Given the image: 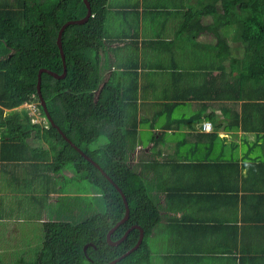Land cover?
Masks as SVG:
<instances>
[{
  "label": "trees",
  "instance_id": "16d2710c",
  "mask_svg": "<svg viewBox=\"0 0 264 264\" xmlns=\"http://www.w3.org/2000/svg\"><path fill=\"white\" fill-rule=\"evenodd\" d=\"M120 1L88 0L92 17L85 24L70 25L63 34L67 76L56 79L42 74L41 93L55 127L46 118L41 105L38 75L42 69L63 74L64 64L57 44L59 32L68 22L85 18L88 9L83 0H0V202L18 194L14 184L24 183V202L33 206L26 215V222L40 223L43 233L37 260L27 263L20 259L16 264H108L136 246L141 235L138 228L132 229L118 246L108 243V233L124 218L126 207L122 195L103 172L122 190L130 208L128 220L115 230L111 240H120L134 226L142 228L145 234L141 246L116 264H149L152 253L148 238L167 219L176 236V249L165 255L171 264H190L191 259L199 261L195 264H205L203 253L215 251L191 249L180 243L185 228H181L180 222H193V219H179L182 206L174 203L188 195H201L197 193L219 195L221 189L211 192L213 190L207 187L200 188L204 186L197 185L195 178L173 180L167 175L159 182L149 178V172L159 164L154 157L162 155L153 149L165 142L164 137L171 130L187 127L194 131V124L201 121L202 114L182 120H172V115L168 116L161 132H155L151 138V152L134 153L135 148L142 145L139 126L144 121L138 119V104L145 100L144 92H139L137 81L132 88L123 83L127 73L125 60L117 59L116 69L106 74L113 66V60L106 57L107 51L115 53L113 47L121 36L116 34L114 26L119 16L128 14L125 3L116 9L112 7L113 2ZM185 16V22L200 17L195 20V36L209 34L214 37L217 58L229 59L231 66L240 59L232 56L230 39L243 44L241 61L245 71L236 79L232 87L234 94L229 99L238 101L243 96L249 101L242 106V124L246 130L263 134L264 127H258L256 120L264 122V102L260 103L264 100V0H203L196 10L186 11ZM204 18H211L212 23L204 24ZM140 21V14L136 12L135 21L124 27L130 33L139 32ZM188 26L182 24L179 29L183 32ZM253 82L261 86L263 93L256 96L257 100L249 95ZM184 98L189 99L188 96ZM26 103L37 104L46 125L32 123L29 110L20 109ZM172 107L168 106L167 111L171 112ZM6 110L10 113L6 114ZM155 112L160 116L165 114V110ZM134 113L136 116L131 118ZM199 137L215 141L213 135ZM177 143L181 146L186 139ZM174 156L177 160H163V165L173 164V172L196 169L213 173L222 168V159L190 161ZM67 169H72L75 177L92 184L96 193L72 195L73 198L64 195L67 184L54 185ZM247 170L249 173L263 171L264 161H248ZM12 172L11 178L9 173ZM2 173L6 175L5 181H1ZM6 187L11 190L6 191L9 193H3ZM253 198L256 199L251 203L253 208L263 205L264 198L259 200L255 194ZM54 201L59 205L56 212L43 218L46 204ZM250 208L244 207L245 210ZM172 213L174 217L168 218ZM3 215L4 211L2 218ZM255 218H245V221ZM238 227L235 223L234 228ZM86 245L89 246L85 252ZM223 251L226 253L220 254ZM227 256L228 252L219 248L213 261L231 264ZM236 260L239 264H264V253H256L252 259L241 253Z\"/></svg>",
  "mask_w": 264,
  "mask_h": 264
},
{
  "label": "crops",
  "instance_id": "0c3cea01",
  "mask_svg": "<svg viewBox=\"0 0 264 264\" xmlns=\"http://www.w3.org/2000/svg\"><path fill=\"white\" fill-rule=\"evenodd\" d=\"M199 1L203 2V0L113 2L114 9L125 3L124 8H128V14L119 16L117 19L119 22L114 26L116 34L121 35L119 43H115V46L120 48L122 55L116 56L110 50L107 51L106 57L113 60V66L106 74L109 75L116 69L117 59L125 60L127 73L123 83L132 88L134 81H137L139 92L143 91L145 95V100L139 101L138 104V117L141 121L145 117L144 123L154 124L158 123L157 120H161L165 124L168 116L173 117L175 112L188 105L193 114L182 119L202 114L201 121L194 124V131L185 129L189 136L187 140L194 139L195 142L203 144L201 148L195 149V153L193 150V155L197 152L199 154L195 155L194 159L188 160L222 159V168L212 173L196 169L173 172L174 168L170 167L168 168L170 173L167 175L173 180L191 181L195 178L197 185L204 186L200 188L207 187L210 191L213 190L211 192L220 188L221 192L219 195L215 193L188 195V198L183 197L182 201L174 203L182 206V211L177 216L179 219H193V222H180L181 228H185L179 240L182 245L201 251L208 249L216 251L224 248L228 252L229 262L239 264L236 258L238 259L241 253L248 259H252L256 253H264V203L257 208H253L251 204L256 201L253 198L254 194L259 200L264 198V170L257 173H249L247 170L248 161H264V133L259 134V131L244 128L241 115L243 104L249 102L246 98L242 96L238 101L229 99V96L234 94L232 87L236 79L245 71L238 56L243 53V44L230 39L232 56L237 60L240 59L236 65L231 66L229 59L222 61L217 58L214 37L209 34L195 36L197 28L195 20L199 19V16L193 21L185 22V12L196 10ZM136 12H139L141 18L139 32L130 33L124 26L135 21ZM203 23L208 25L212 20L204 18ZM182 24L189 25L186 31L182 32L179 29ZM114 56L117 58L114 59ZM102 60H105V55H102ZM253 85L249 86L252 89L249 95L257 100L256 96L263 95L262 89L259 84L253 82ZM185 96L189 99L184 98ZM261 102L264 100H260ZM156 105L159 108L158 112L165 110L164 115L152 113ZM170 105L173 106L171 112L167 111ZM251 111L256 112L255 108ZM237 114L239 118L236 117ZM150 115L152 116L149 117ZM262 115L264 117V112ZM256 123L258 127H264V122L256 120ZM203 124H210L211 130L203 131ZM162 127L156 130H162ZM151 128L155 133V127ZM169 132L176 135L177 131ZM178 135L180 136V133ZM200 135H213L215 141H210L211 138H200ZM177 142L174 147L180 149L181 146ZM235 151L239 152L235 155L236 159H228V156H233ZM227 161L235 164H229ZM221 169L225 173L221 174L223 172ZM1 204L2 202L0 208ZM246 205L252 208L245 210ZM174 215L172 213L168 218H173ZM253 217L256 218L245 221V218ZM1 218L0 215V221L3 220ZM168 220L165 222L168 223ZM235 223L238 228H234ZM27 227H29L28 223L16 222L8 218L6 233H0V252L7 248L17 252L28 249L27 244L17 243L14 240ZM174 237L176 238L175 235ZM214 257V255L210 256L211 259ZM20 259L25 258L20 256ZM197 262L199 261L190 260V264Z\"/></svg>",
  "mask_w": 264,
  "mask_h": 264
},
{
  "label": "rangeland",
  "instance_id": "374dc122",
  "mask_svg": "<svg viewBox=\"0 0 264 264\" xmlns=\"http://www.w3.org/2000/svg\"><path fill=\"white\" fill-rule=\"evenodd\" d=\"M115 55L116 56L122 55V51L120 50L119 47H115ZM238 56L239 58H243L244 55L243 53H241ZM162 104H166V102ZM151 109H153L152 106H151ZM158 109L159 108L156 105L154 109L152 110V113L157 111ZM33 114H35V116L32 115L33 117H35V120L39 122H43V123L45 122L43 117L41 118L39 116L38 111L34 110ZM192 114H193L192 109L188 105L186 108H182L180 111L175 112V115L173 116L172 120L182 119L183 117H190L192 116ZM135 116H136V113H134V115L131 118ZM151 116L152 115H150L149 117ZM144 119L146 118L143 117L142 121H145ZM157 122L158 123H156L155 125V132L160 133L161 129L160 130H156V129H159L161 126H163L164 122H161V120L159 121L157 120ZM153 125L154 124H151L150 122H145L140 125L139 140L141 141L143 146L139 144L135 148V152H134L135 154H139L140 152H146V153L151 152V146H150L151 140H152L151 138L154 135V131H152L151 127H153ZM185 129L187 130V127L182 128L181 129L182 131H177L176 135H173L170 132H168L166 136L164 137L165 142L161 145H158L156 150L153 149L154 150L153 152H157V151L162 152V155L161 157H158V156L154 157L155 159H157V161H159V164L155 166L156 168H154L153 171L149 172V175H150L149 178L153 177L156 180V182H159L162 177H166L167 174L170 173V170H168V168H170L173 164L163 165V162H164L163 160H168L169 162H172L173 160H177V157H175L174 155H177L182 160L192 159V158L194 159L195 155L199 154V152H197L195 155H193V150L195 153V149L197 147L201 148V146L203 145L201 143L195 142L194 139L187 140V137L189 136ZM179 133H180V136L178 135ZM173 136H176V137H173ZM184 138L187 140L186 143L181 144L180 149H176L174 147L175 142H177L180 139L182 143ZM43 145L46 146L45 143ZM238 153H239L238 151H235L233 156H228V159L230 160L236 159L235 155ZM132 162L133 160L131 161V163ZM13 175H14V172L9 173V177L12 178ZM73 175H75L74 171L72 169H67L63 174L61 173L58 176L57 184H59V186H62V184L64 183L67 184L66 188L64 189V193H65L64 195H66L67 197L73 198L72 195H78V194L93 195L96 193V189L92 184H90L87 181L75 182V179L72 178ZM5 177L6 175L2 173L1 181H5ZM147 180L150 182V179H147ZM13 188L18 190V194L13 195L12 197L5 198L3 203L1 204L0 215L2 211H4V214H5L3 215V218H1L3 220L0 221V233H3V234L6 233L5 226L7 224L8 217L9 219H13L16 222L23 221L27 223L26 215L33 208V206H30L29 202H24L25 201L24 195L26 193L24 190V183H21L19 185L14 184ZM3 190H4L3 193H5L6 191H9V192L11 191L8 187L3 188ZM9 192H6V193H9ZM1 194L2 193L0 192V197H1ZM79 200L82 201V197ZM45 207L46 208H44V210L42 211V215H41L43 218L47 217V215L49 217L51 213H55L59 205L56 201H54V203L48 202ZM7 214L8 216H6ZM28 226L29 227L22 230V233L19 234L20 235L19 237L17 238L14 237L15 238L14 240L17 243L27 244L28 249L26 250L22 249L17 252V250L15 251V250H11L10 248H7L6 250L1 251L0 252V262L2 264H16L19 261L20 256L24 257L27 263H34L37 260V255L42 249V242H43V238H42L43 233L40 230L41 224L40 223L39 225L38 224L36 225L28 224ZM22 239L23 241H20ZM174 239L175 237L171 229V226L166 222L161 223L157 227L155 233L148 238V245L152 253L151 261L149 264H171L170 260L165 258V255L170 254L174 251L173 250V248L175 247ZM225 253L226 252L220 253V254H225ZM203 254H204L203 261L205 262V264H221V263L214 262L213 259L210 258L211 255H214V256L216 255V251H213L211 254L207 252ZM233 254H235V252H233ZM231 264H238V263L232 261Z\"/></svg>",
  "mask_w": 264,
  "mask_h": 264
},
{
  "label": "water",
  "instance_id": "95a60500",
  "mask_svg": "<svg viewBox=\"0 0 264 264\" xmlns=\"http://www.w3.org/2000/svg\"><path fill=\"white\" fill-rule=\"evenodd\" d=\"M83 1H84L85 5H86V7H87V9H88V10H87V15H86V17L83 18V19H81V20H78V21H70V22H68L67 24H65V25L61 28V30H60V32H59V35H58L57 44H58V46H59L60 53H61V56H62V59H63V64H64V72H63V74H62V75H58L57 73L51 72V71H49V70L42 69V70H40L39 75H38L37 91H38V94H39V98H40V100H41V105L43 106L44 112H45V114H46V118H47V119L52 123V125L55 126V127H57V126L55 125V123L53 122V120H52V118H51V116H50V114H49V111H48V108H47V104H46V102L44 101V99H43V97H42V93H41L42 74H43V73H47V74H49L50 76H52V77H54V78H56V79H64V78L67 76L66 58H65L64 51H63V48H62V38H63V34H64L65 30L67 29V27H69L70 25H82V24H85V23H87L88 20L92 17V11H91V7H90V4H89L88 0H83ZM60 132H61V131H60ZM61 134L63 135V137H64L69 143H71V141H70V140H69V139H68V138H67L62 132H61ZM71 144H72V143H71ZM72 146L75 147V148H76L81 154L83 153V152H82L78 147H76L75 145L72 144ZM88 160H89L90 162H92V163L94 164V166H96L98 169H100V167H99L97 164H95L91 159L88 158ZM102 172H103V171H102ZM103 175L106 176V174H105L104 172H103ZM107 178H108V180H109V181H110V182L116 187V189L120 192V194L122 195L123 200H124V203H125V207H126V213H125L124 218H123L120 222H118V223L116 224V226H115L113 229H111V230L109 231L108 236H107L108 243H109L111 246H118L120 243H122V242L127 238L129 232H130L132 229H134V228H138V229L140 230V232H141L140 238H139V240H138V242H137V244H136L135 247H133L131 250H129L127 253H125L120 259L115 260V261H113L112 263H109V264H116L118 261H120L121 259L127 257L128 255H130L131 253H133L134 251H136V250L141 246V244L143 243V240H144V236H145V234H144V231H143L142 228H140L139 226H134V227L129 228V230H127V232L124 234V236H123L120 240H118V241H112V240H111V235L115 232V230H116L120 225L124 224V223L128 220V218H129V216H130V208H129V203L127 202L126 197L124 196L122 190H120L119 187H117V186L115 185V183L112 182V180L110 179L109 176H107ZM87 247H88V246L85 247V250L87 249Z\"/></svg>",
  "mask_w": 264,
  "mask_h": 264
},
{
  "label": "clouds",
  "instance_id": "9594fccd",
  "mask_svg": "<svg viewBox=\"0 0 264 264\" xmlns=\"http://www.w3.org/2000/svg\"><path fill=\"white\" fill-rule=\"evenodd\" d=\"M36 103H26V104H24L20 109H28L29 110V113H30V115L32 116V115H34L35 116V114H33V111L35 110V111H38V113H39V116L42 118V115H41V112H40V110L36 107ZM10 113V111L9 110H6V114H9ZM32 113V114H31ZM43 119H44V123L43 122H39V121H37V120H35V117H33L32 116V123H38V124H43V125H46L47 124V121H46V119L43 117ZM206 125H208L210 128L208 129V130H205L204 129V126H206ZM203 131H210L211 130V125L210 124H203V129H202ZM106 174V176H108L107 175V173H105ZM105 176V175H104ZM72 178H74L75 179V182H79V181H85V180H83V178L82 177H75V175H73L72 176ZM111 178V177H110ZM58 184L57 183H55V185L54 186H57ZM86 246H89V245H86ZM85 246V247H86ZM85 247H84V250H85ZM88 248V247H87ZM85 252H86V250H85ZM123 256V255H122Z\"/></svg>",
  "mask_w": 264,
  "mask_h": 264
},
{
  "label": "flooded vegetation",
  "instance_id": "af4514ba",
  "mask_svg": "<svg viewBox=\"0 0 264 264\" xmlns=\"http://www.w3.org/2000/svg\"><path fill=\"white\" fill-rule=\"evenodd\" d=\"M110 179H111V178H110ZM111 180H112V179H111ZM112 182H114V181L112 180ZM115 226H116V225H115ZM115 226H114V227H115ZM114 227H113V228H114ZM113 228H112V229H113ZM86 251H87V249H86ZM121 257H122V256H121ZM121 257H119V258H117V259H115V260H118V259H120ZM88 258H89V257H88ZM89 260H91V259L89 258ZM115 260H113V261H115ZM121 260H122V259H121ZM121 260H120V261H121ZM113 261H112V262H113ZM112 262H110V263H112ZM118 262H119V261H118ZM108 264H109V263H108Z\"/></svg>",
  "mask_w": 264,
  "mask_h": 264
},
{
  "label": "built area",
  "instance_id": "2783aa9c",
  "mask_svg": "<svg viewBox=\"0 0 264 264\" xmlns=\"http://www.w3.org/2000/svg\"><path fill=\"white\" fill-rule=\"evenodd\" d=\"M210 127L208 125L204 126L205 130H208Z\"/></svg>",
  "mask_w": 264,
  "mask_h": 264
}]
</instances>
